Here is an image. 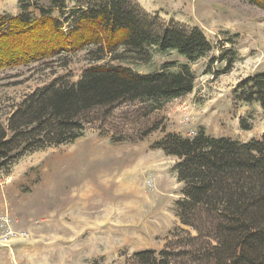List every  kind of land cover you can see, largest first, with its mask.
Returning <instances> with one entry per match:
<instances>
[{"label":"rangeland","instance_id":"obj_1","mask_svg":"<svg viewBox=\"0 0 264 264\" xmlns=\"http://www.w3.org/2000/svg\"><path fill=\"white\" fill-rule=\"evenodd\" d=\"M99 1L64 0L61 7L51 0H0V14L26 12L36 19L0 31V55L5 54L0 63L3 127L27 93L52 80L74 82L91 64L108 62L153 72L164 62H175L170 70L187 62L174 50L160 53L155 48L144 62L119 47L95 62L92 58L106 43V34L101 33L102 42L92 41L100 27L78 10ZM131 2L151 13V21L202 30L211 49L190 63L194 86L152 111L138 100L94 108L84 114V129L77 138L26 152L1 169L0 215L7 212L13 227L28 237L0 246V264H116L140 249L159 250L179 225L175 200L181 183L172 169L176 157L151 147L153 142L167 132L192 136L199 126L213 136L241 141L260 137L261 107L255 101L236 100L233 90L240 79L264 70V0ZM40 7L48 13L40 16ZM75 39L85 45L18 63L5 61L14 54L26 56L46 40H59L63 46L69 40L77 44ZM219 54L235 61L230 71L213 77L205 68L221 70L224 61H210ZM185 111L193 115L189 123H184ZM240 119L249 129L241 128Z\"/></svg>","mask_w":264,"mask_h":264},{"label":"trees","instance_id":"obj_2","mask_svg":"<svg viewBox=\"0 0 264 264\" xmlns=\"http://www.w3.org/2000/svg\"><path fill=\"white\" fill-rule=\"evenodd\" d=\"M51 2L62 7L64 0ZM39 9L40 16L48 13ZM78 11L100 27L92 41L100 43L101 33L106 34V43L100 44L92 58L95 62L118 47L144 62L150 60L151 48L160 53L174 50L187 62L175 70L168 68L174 61L164 62L153 72L100 62L85 67L74 82L52 80L35 88L11 111L6 127L0 124V170L26 152L77 138L84 129V114L94 108L138 100L148 103L152 111L190 92L195 81L190 63L211 49L199 27L151 21L154 16L131 0H101ZM35 21L26 12L14 17L0 14V31L11 24L20 27ZM34 34L40 33L35 30ZM75 40L77 44L69 40L63 46L59 40H46L26 56L14 54L5 61L18 63L85 43ZM4 55H0L1 64ZM217 60L224 61L221 70L205 68L213 77L230 71L235 58L223 54L210 58ZM233 93L236 100L257 102L264 120V70L240 79ZM249 125L240 119L241 128L249 129ZM151 147L176 157L172 169L181 183L180 197L175 200L179 225L161 249H140L116 264H264V129L260 137L241 141L210 135L199 126L192 136L167 132Z\"/></svg>","mask_w":264,"mask_h":264},{"label":"built area","instance_id":"obj_3","mask_svg":"<svg viewBox=\"0 0 264 264\" xmlns=\"http://www.w3.org/2000/svg\"><path fill=\"white\" fill-rule=\"evenodd\" d=\"M184 120L189 123L193 119V115L191 112H184L183 113ZM189 134L193 131L190 129ZM28 237L26 231L15 229L12 225L11 218L9 217L7 212H3L0 215V246H7L12 242L25 240Z\"/></svg>","mask_w":264,"mask_h":264}]
</instances>
